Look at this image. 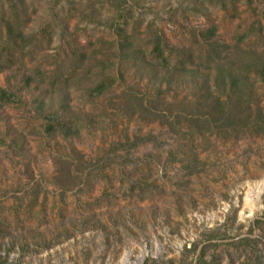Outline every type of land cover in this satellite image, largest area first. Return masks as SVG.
<instances>
[{
  "label": "rangeland",
  "instance_id": "obj_1",
  "mask_svg": "<svg viewBox=\"0 0 264 264\" xmlns=\"http://www.w3.org/2000/svg\"><path fill=\"white\" fill-rule=\"evenodd\" d=\"M0 87V264H264V0H0Z\"/></svg>",
  "mask_w": 264,
  "mask_h": 264
},
{
  "label": "trees",
  "instance_id": "obj_2",
  "mask_svg": "<svg viewBox=\"0 0 264 264\" xmlns=\"http://www.w3.org/2000/svg\"><path fill=\"white\" fill-rule=\"evenodd\" d=\"M8 4L10 5L8 9H10L13 13H16V6L10 2ZM8 30L17 31V34L14 35V37H15L13 40L14 42L17 41L16 39L23 40L25 38L23 30L21 28L20 29L18 28L16 30H14L13 28H9ZM156 43L157 44H156V47L154 49V52L157 53L158 57H164L162 50L160 48V42H156ZM6 96H7L6 91L0 87V100L5 99ZM202 255H204V251H203Z\"/></svg>",
  "mask_w": 264,
  "mask_h": 264
}]
</instances>
